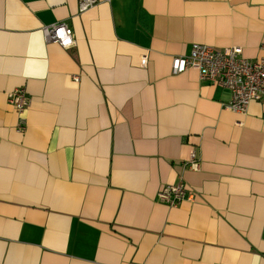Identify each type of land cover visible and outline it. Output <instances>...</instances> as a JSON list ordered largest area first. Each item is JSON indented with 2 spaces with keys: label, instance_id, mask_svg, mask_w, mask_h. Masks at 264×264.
Instances as JSON below:
<instances>
[{
  "label": "crops",
  "instance_id": "1",
  "mask_svg": "<svg viewBox=\"0 0 264 264\" xmlns=\"http://www.w3.org/2000/svg\"><path fill=\"white\" fill-rule=\"evenodd\" d=\"M194 43L259 60L264 0H0V264H264V104L173 74ZM180 178L195 201L159 202Z\"/></svg>",
  "mask_w": 264,
  "mask_h": 264
},
{
  "label": "built area",
  "instance_id": "2",
  "mask_svg": "<svg viewBox=\"0 0 264 264\" xmlns=\"http://www.w3.org/2000/svg\"><path fill=\"white\" fill-rule=\"evenodd\" d=\"M99 2L100 0H78V10L85 12ZM42 32L46 42L57 43L63 48L75 44L73 30L65 22L43 26ZM146 60L147 57L144 56L143 65ZM189 69L197 70L202 80L229 89L232 98L226 108L231 111L245 113L252 102L264 104V56L253 61L243 56V48L240 46L217 49L210 45L194 43L189 54L173 57L171 64L173 74H180ZM73 78L75 81L79 80V76ZM7 98L20 115L18 129L24 132V114L31 103L30 95L24 87H19L10 91ZM185 166L191 170H199L200 160L195 150L191 152ZM195 199V193L189 190L183 178L177 183L162 186L157 192V200L170 207H177L184 201L193 202Z\"/></svg>",
  "mask_w": 264,
  "mask_h": 264
}]
</instances>
